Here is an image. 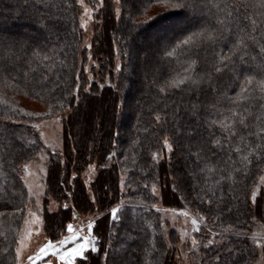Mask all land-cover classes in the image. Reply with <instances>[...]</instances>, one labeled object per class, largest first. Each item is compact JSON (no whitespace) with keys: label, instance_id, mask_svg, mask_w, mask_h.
<instances>
[{"label":"trees","instance_id":"obj_1","mask_svg":"<svg viewBox=\"0 0 264 264\" xmlns=\"http://www.w3.org/2000/svg\"><path fill=\"white\" fill-rule=\"evenodd\" d=\"M118 1V20L111 0L97 8L100 22L91 52L98 57V73L89 81L80 60L86 50L76 0H0V34L22 45L0 59V264H14L25 215L21 167L45 149L21 95L43 103L45 117L67 112L62 151L48 153L45 184L52 198L71 205L43 212L49 238L94 212L93 235L101 252L91 253L88 264H106L108 251L131 264H176L178 237L167 229L165 212L187 213L199 226L197 241H213L193 251L196 264H258L264 242L256 243L252 235L259 228L264 235V157L257 151L246 164L242 155L249 152L234 149L259 143L254 134L264 133V0ZM165 3L171 8L164 5L145 16L146 8ZM185 3L193 22L207 24L220 40L177 47V39L165 47L189 24L186 13L175 7ZM172 18L180 24H164L155 38L158 45H144L145 56L142 42L148 31ZM95 129L100 135L91 153L87 138ZM233 131L236 136L230 138ZM166 137L171 152L164 147ZM91 162L96 173L86 184L81 173ZM221 175L225 179L216 183ZM113 207L121 210L118 222L111 219Z\"/></svg>","mask_w":264,"mask_h":264},{"label":"rangeland","instance_id":"obj_2","mask_svg":"<svg viewBox=\"0 0 264 264\" xmlns=\"http://www.w3.org/2000/svg\"><path fill=\"white\" fill-rule=\"evenodd\" d=\"M98 1L100 4L92 7L87 4L85 0H83V3H81V0H76V3L78 4L79 26L81 24L84 25L83 28L80 27L83 34L82 47L86 50L85 56L80 57V60L82 62L83 70L86 73L89 81L97 78L98 73V57L92 55L91 47L88 48V46H91L94 42V38L97 32V23L100 22V20L96 19V12L97 8L101 5L102 0ZM138 2L141 3L143 1L138 0ZM164 5L171 8V5L168 3L155 4L150 8H146L144 10L145 16H151L154 13L160 11L164 7ZM85 8L91 10V18H89L88 15H85ZM111 10L115 15L116 20H118L121 12L120 3L118 0H111ZM164 24L173 26L174 24L179 25L180 23L174 18L158 23L157 26L152 29V31H148V36H146L144 42H142L143 46L147 43L151 45L156 44L157 40L155 38L162 33L160 29ZM143 50H146L145 56H147L146 52H148V50L145 48V46ZM154 58H156L155 64H157V55H154ZM151 65L152 67H154L153 63H151ZM148 72L149 69L146 71V73ZM143 84L144 81L142 80V87ZM20 99L22 108H24L27 112L31 113V115L35 117V121H33L32 125L39 133L41 141L45 147V149L40 154H38L35 159L23 165L20 171L21 181L26 190L27 198L25 215L18 233L17 244L15 247L14 264H31L29 257H34L39 248L46 244L49 239L53 240V242H57L58 239H62L64 235L68 234L66 232V228L64 227L56 234L57 237L49 238L44 231V222L42 218L44 211H55L59 208V206L64 207V205H71L70 202H58L57 200L52 198L48 194L45 184L48 153L50 151L54 153H60L62 151V123L66 118L67 112L53 117H45L44 112L46 110V107L43 103L26 98L23 95H21ZM76 129L77 126L71 128V135L74 144L73 148H76ZM99 135L100 130L95 129L92 130V134L87 138L89 141L88 143L91 146V153H93L92 149L96 147ZM95 169L96 165L94 162H91L84 167L81 176L86 184H88L94 178V175L96 173ZM192 170H195V168H193ZM260 184L262 185V187H264V176L262 177ZM62 197L65 198V196ZM165 217L169 222V227L167 229L173 228L178 237L175 244L176 264H196L192 260L191 254L193 253V251L197 252L199 249L206 248V246L210 243L206 242V244L201 245L200 242L197 241V239L195 238V233L197 232V230L193 227L192 220L188 215H182L180 213L174 212H165ZM96 218L97 214L94 212H90L88 214L81 215L80 218L71 221V223L73 224L74 229L83 228L85 230L87 223L90 220H95ZM253 237H255V239H253ZM193 239L197 241V244L195 246L192 244ZM252 240L258 244L264 242L263 230L259 228L258 231H256L252 235ZM143 254L146 255V250ZM129 259L132 260L131 257H129ZM57 261V258H52V264H61L60 261L59 263H57ZM41 264H47V261H42ZM76 264H81L79 259H77ZM124 264L131 263L127 260L126 262H124ZM258 264H264V258L262 256L260 257Z\"/></svg>","mask_w":264,"mask_h":264},{"label":"snow or ice","instance_id":"obj_3","mask_svg":"<svg viewBox=\"0 0 264 264\" xmlns=\"http://www.w3.org/2000/svg\"><path fill=\"white\" fill-rule=\"evenodd\" d=\"M81 3H83V0H81ZM47 7V4L45 5ZM175 7L181 8L186 13V19L189 21V24L187 26H181L179 28V31L176 36L172 38V40L166 42L165 47L170 45L174 40H179V46H189L193 45L196 41L200 42H209L210 44H214L217 40L221 39L220 35H215L213 31L209 30V27L207 24H201L199 22H193V16L190 12L189 5L187 3L185 4H176ZM90 9L85 8V15H88L89 18H91L90 15ZM81 28L84 27L83 24L80 25ZM199 29V30H197ZM190 33V34H189ZM22 48V45L19 41L13 40L6 35L0 34V59L3 58V54L12 52L16 50L17 48ZM91 46L89 45L88 48ZM225 59L230 60V57H225ZM119 70V69H118ZM217 72L220 71V68L216 69ZM249 85L252 83V77H249L246 81ZM181 84L184 83L183 80L180 81ZM193 84H196L197 81L193 80ZM261 87L264 88V81H261ZM164 89H161L163 91ZM242 92H247L248 89L244 88L241 89ZM195 107V106H194ZM195 114V113H194ZM235 115V113H233ZM157 123L160 122L161 118L160 116H157ZM179 129L171 132L172 135V142H175L176 137L179 135ZM189 136H191V132L188 133ZM256 139L259 141V143H256L251 146H245L243 149L240 147H237L234 149L236 153H243L244 151H248L249 155H242V160L246 164H251L253 161L249 159V156L255 155V152L259 151L261 152V156L264 157V150H262V145H264V133H255ZM236 133L233 131L230 133V138L235 137ZM172 142L169 141V139L166 137L164 140V147L168 149L169 152L172 151ZM219 141H216V144L219 145ZM191 154V153H190ZM111 155H115V153H112ZM111 155L109 156V159H111ZM196 163L197 166H199V163L202 159L201 153H196ZM153 161L157 162L159 161V157L157 154H154L152 157ZM229 159H231V155H229ZM203 171V170H202ZM225 177L221 175L217 180L216 183H220L223 181ZM125 187V182L122 179L121 180V190L123 191ZM145 188L148 187V185H144ZM175 190V187H174ZM152 195H155L157 192V189L155 185L152 186L151 189ZM252 202L255 204L257 200V191L253 190L251 194ZM213 201H209V203H212ZM65 208L68 207V205H64ZM232 209L230 208L229 211ZM120 209L113 207L110 212L111 219L114 222H118V214L120 213ZM182 215H187V213H181ZM193 227L199 231V226L197 225V221L194 219L192 221ZM95 220H90L86 225V230L83 228L81 229H74L72 223H68L66 225V232L67 235H64L62 239H58L57 242H53V240L49 239L46 244H44L42 247L39 248L38 252L34 257H29V260L31 264H41L42 261H47V264H52V258H57L61 264H76L77 259L85 262V264H88L90 260L91 253H99L101 252V249L97 247L98 239L95 235H93V230L95 227ZM230 229H225L224 231H229ZM239 235V233H237ZM255 239V237H253ZM209 243H213V241H209ZM192 244L195 246L197 244V241L195 239L192 240ZM70 246V247H69ZM259 246V245H258ZM109 249L113 248V245L111 244V241L108 242ZM87 254V255H86ZM103 258L106 261V264H124V261L122 258H120L118 255H114L111 251L104 252ZM217 260L220 258L217 257ZM233 264H235V261H233Z\"/></svg>","mask_w":264,"mask_h":264},{"label":"flooded vegetation","instance_id":"obj_4","mask_svg":"<svg viewBox=\"0 0 264 264\" xmlns=\"http://www.w3.org/2000/svg\"><path fill=\"white\" fill-rule=\"evenodd\" d=\"M57 263H59V260L57 261Z\"/></svg>","mask_w":264,"mask_h":264}]
</instances>
